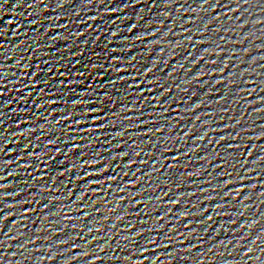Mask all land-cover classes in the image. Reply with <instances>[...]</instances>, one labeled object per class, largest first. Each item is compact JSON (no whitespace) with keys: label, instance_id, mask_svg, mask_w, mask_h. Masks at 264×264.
<instances>
[{"label":"snow or ice","instance_id":"1","mask_svg":"<svg viewBox=\"0 0 264 264\" xmlns=\"http://www.w3.org/2000/svg\"><path fill=\"white\" fill-rule=\"evenodd\" d=\"M100 2L101 3H103L104 2V0H100ZM245 2H247V0H245ZM4 3H7V0H4ZM205 3H208V0H205ZM9 23H11V21H9ZM134 27L135 26H133V28L132 29H130V31L131 30H134ZM0 35H3V33H0ZM113 35H115V33L113 34ZM153 35H156V33H153ZM146 37H138L137 39L138 40H140V39H145ZM57 39H60V37H57ZM114 51V50H113ZM49 71V73H51L52 71H53V69H49L48 70ZM121 71H123V70H121ZM151 71H152V69H149L148 70V72L147 73H145V75H148L149 73H151ZM41 75V73H39V72H37V73H35L34 75H33V77H32V80L33 81H35L36 80V78L38 77V76H40ZM45 83H48V81H45ZM219 83V82H218ZM38 85L36 84V83H33L32 84V87L33 88H35V87H37ZM69 87H71V85H69ZM137 87H139V85H137ZM21 90H23V89H21ZM150 91H151V89H150ZM29 95H31V93H29ZM82 95H84V94H82ZM141 95H143V93H141ZM165 95H166V93H165ZM44 96V92L43 91H41V93H40V97H38V98H42ZM105 97H107V96H105ZM163 97H160V99H162ZM51 103H56V101H51ZM45 105L44 104H38L37 105V107L38 108H43ZM78 106H80V102H74L73 103V105H72V107L73 108H75V107H78ZM197 108L198 107H200V105H197L196 106ZM53 114H55V113H53ZM83 115H85V116H89V115H99V112L98 111H89V112H85ZM70 119H72V117L71 116H68V117H66L65 118V120H70ZM197 119H199V117L197 118ZM62 122H64V121H57L56 123L57 124H59V123H62ZM85 123V121L84 120H78L77 121V125H83ZM93 123H99V121L98 120H93ZM98 129H92V128H89V129H87V131L88 132H92V131H97ZM31 131H35L34 129L33 130H31ZM164 131V129H162V128H158V129H156V131L155 132H148V133H146V135H155V134H159V133H162ZM71 134V133H70ZM21 135H24L23 133L21 134ZM77 135H79V133H77ZM121 136L123 135L122 133L120 134ZM205 135H207V133H205ZM204 137H201V139H203ZM0 139H2V137H0ZM226 139H228L227 137H221V142H223L224 140H226ZM51 143H55V141H51L50 142V144ZM156 143H159L158 141L156 142ZM27 150V149H26ZM73 150H75V149H73ZM230 151H231V146H230V149H229ZM0 151H2V149H0ZM166 152L167 151H170V149H166L165 150ZM165 153H161V155H164ZM57 155H59V153H57ZM124 155V157H127L129 154L128 153H124L123 154ZM136 155L137 156H139L140 155V153H136ZM150 155H155V153H151ZM181 157H174V160H179ZM41 159H42V157H41ZM113 159H116L115 157L113 158ZM228 159H231V157H229ZM49 163H51V161H49ZM99 163H101L100 161H97V160H93L92 161V163H91V165H83L84 167H93V168H95ZM135 163V161H133V164ZM142 163V165H143V163H145V162H141ZM28 167H31V165H27ZM128 167L129 168H131L132 167V164H129L128 165ZM69 171H75V169H69ZM110 171V169L108 168V167H104L101 171H98V172H89V173H87L84 177H77V179H76V182L77 183H79L81 180H83V179H87L88 177H92V176H97V177H101V176H104L107 172H109ZM93 173H95V175H93ZM125 175H127V173H125ZM63 176H65V172H60L59 174H58V178L59 177H63ZM46 177H40V179H45ZM116 180H117V178L116 177H111L110 179H108V180H103V181H99V180H93L89 185H88V187H89V189H93V188H95V189H97V191H92L91 192V194L93 195V196H98V195H101V193L98 191V189H99V187H100V185L101 184H110V183H115L116 182ZM229 183H231V182H229ZM125 187H136V184L135 183H130V184H127V185H125ZM255 187V186H254ZM110 190V189H109ZM73 191H75V189H73ZM120 191L122 192L123 191V189H120ZM240 191H243V189H240ZM17 195H20V193H18ZM84 195H86V193L85 194H83V195H81V196H78L77 197V200L79 201V202H82L83 200H84ZM97 201H99V200H97ZM97 201H95L94 203H97ZM179 200H177V201H175L174 203L175 204H179ZM25 203H27V202H25ZM20 207H24V205H19ZM8 207L9 208H12V207H15V205H8ZM44 211H47V208L45 207V209H44ZM72 210L70 209L69 210V212H71ZM81 211H84V209H81ZM30 213H28V212H25L24 213V215H29ZM185 217L187 216V214L185 213V214H183ZM86 217H88L87 215L86 216H84V217H82L83 219L84 218H86ZM47 218V217H46ZM3 219H8V217H3ZM118 219H123V217H119ZM160 220H163L164 219V217H160L159 218ZM209 219H211V217L209 218ZM97 231H99V229H97ZM143 233H141V235H142ZM125 239H128V237H125ZM167 246V245H166ZM249 252H251V249H249L248 250ZM144 253L143 252H141V255H143ZM85 255H87V253L85 254ZM157 259H159V258H157ZM0 264H2V261H0ZM91 264H97V260H93L92 262H91ZM140 264H144V262L143 261H141L140 262ZM152 264H156V261H153L152 262Z\"/></svg>","mask_w":264,"mask_h":264}]
</instances>
